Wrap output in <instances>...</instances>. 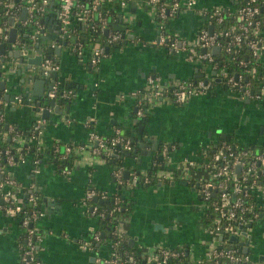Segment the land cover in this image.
Wrapping results in <instances>:
<instances>
[{"label": "crops", "instance_id": "obj_1", "mask_svg": "<svg viewBox=\"0 0 264 264\" xmlns=\"http://www.w3.org/2000/svg\"><path fill=\"white\" fill-rule=\"evenodd\" d=\"M33 1H25L12 23L18 28L16 37L27 33L20 22L29 15L27 3ZM237 3L238 0H198L194 8L170 17L166 30L189 40L193 47L204 20L200 10L217 6L233 10ZM58 9L59 0H51L41 17L45 33L37 43L39 46L26 54L18 51L16 56L14 52L20 45L14 43L11 47L10 40L3 42L7 76L0 79L6 83L0 86V94L5 99L12 100L14 94L24 95L27 91L32 99L31 104L0 106L7 124L31 128L41 116L45 119L43 144H56L62 151L66 144H73V165L62 171L55 160L43 161L34 171L36 165L31 163L30 156L26 161L9 166L19 184L27 188L35 182L40 189L41 215L34 225L43 232L38 244L41 264H95L97 258L112 255V242L104 240L95 245L89 238V233L99 226L98 214L92 212L94 206L86 197L90 188L107 197L119 194L131 201L130 209L121 215L118 229L144 262L156 264L154 255L160 246H182L194 261L206 257L211 248L220 245L221 237L206 222L208 208L198 184L209 178L206 163L211 149L223 140L233 139L239 146L256 150L264 144V94L260 99L242 98L239 91L227 89L222 80L219 81L225 66L214 69L209 63L193 62L183 53L170 52L159 43L163 32L155 8L144 0L118 6L119 18L110 28L124 25L127 37L118 46L105 44V53L98 64L92 63V56L101 41L86 43L72 33L69 38H63L59 30L57 32L58 22L52 25L53 14L57 18ZM55 34L61 43L54 40ZM79 41L83 42L81 47ZM56 46L61 50L50 53L49 50ZM39 49L44 57L49 55L60 64L59 76L53 77V82L66 83V89L71 90L69 97H57L62 102H57L54 108L49 107V117L43 116L48 105L42 103L39 113L40 108L35 109L34 104L39 100L36 93L47 92L51 83L45 76L36 80L27 72L30 66L38 67L32 61H38ZM16 57H25L24 64L21 65ZM150 75L159 76L165 86L201 76L213 79L214 85L183 103L166 96L149 95L144 115H140L139 98L134 91H146ZM147 114V119L142 120ZM118 129L139 137L135 140L134 154L122 156V165L113 159L118 154L115 149L95 150V144L88 143L92 131L110 137ZM155 141L156 148L153 147ZM162 143L169 145L170 152L169 156L160 158L163 165L157 171L154 156ZM161 155L162 152L159 157ZM120 167L121 178L116 176ZM134 175H137L136 181ZM2 179L1 176L0 181ZM18 195L27 197L22 189ZM251 202L256 215L245 222H253L252 226H245V231L252 233L249 253L256 264H264L261 257L264 255V194L254 190ZM237 235L240 240L247 239L242 231ZM25 240L26 229L21 220L0 211V264H25L22 260ZM256 246L261 251L254 253L252 248Z\"/></svg>", "mask_w": 264, "mask_h": 264}, {"label": "built area", "instance_id": "obj_2", "mask_svg": "<svg viewBox=\"0 0 264 264\" xmlns=\"http://www.w3.org/2000/svg\"><path fill=\"white\" fill-rule=\"evenodd\" d=\"M51 0H34L30 4L27 3L29 8V15L27 18H21V28L23 31H27L28 36H22L21 34L16 37V43L20 44V52L26 54L30 49H34L37 46L42 35L45 33L44 21L41 20L42 15L48 9V5ZM109 0H91L88 3L82 0H59V9L57 11V22L61 36L70 35L72 33L73 19L76 18L86 24L90 21L94 22V17L98 18V23L102 30L109 28L106 42L108 45H115L119 42H124L127 35L125 31L112 29L108 26V19L100 11L101 4ZM130 1L136 0H118L119 6H126ZM145 3L153 6L156 11V17L160 31H162L159 43L166 46V48L174 54H185L186 57L193 62L202 63L207 61L211 64L212 68L219 69L218 63L215 61L214 47H218V51L224 48L226 52L233 53L242 47L244 42H247V46L250 49L253 57L264 64V26L262 18H259V14L264 7V0H238L236 7L231 8L217 6L211 9H201L200 14L204 17V20H208L212 23L221 22L226 14L237 15L241 20L238 26H232L223 31L210 29L202 23V26L196 36L193 47L190 46V41L182 38L178 35L171 34L167 27V20L178 14L182 10L192 9L196 6L198 0H144ZM14 0H7L5 5L7 7L6 13L13 17L18 18V12L26 2L18 3ZM9 17V18H10ZM13 24L0 26V45L3 42H7L10 39V27ZM250 36L247 38V36ZM246 37V39H245ZM225 38L226 42L224 47L222 46L221 39ZM245 39V40H244ZM83 42L79 41L78 46H82ZM205 49V50H204ZM105 53L104 44L96 46L94 54L92 56V63L98 64L101 57ZM4 53L0 49V79L6 74ZM20 57H16L18 60ZM42 66L46 71H54L60 68V64L53 57L46 55L42 61ZM240 66L244 67L250 74H255V68H248V62L246 60L240 61ZM227 66L225 71L222 72V83L228 84L229 88L237 90L241 93L242 98L251 96L256 99H260L264 94V82L260 88L255 90L251 88L250 83H243L241 78L243 74L237 73L230 75ZM148 88L146 91L137 90L134 91V95L138 96V114L144 115L145 108L143 106L146 97L150 96H166L175 102L183 103L191 96L209 91L214 85V80L211 78L198 77L187 81H179L172 85L165 86L161 82V78L156 75L148 76ZM59 83H54L53 88L48 92L51 97H58ZM71 90L64 89L61 92L62 97H69ZM150 95V96H149ZM21 104L32 103L31 97H26L23 94H15L13 100L5 99L0 94V106L6 104ZM39 113H41L43 107H39ZM4 120L3 112L0 110V121ZM8 133L13 132L12 136L17 150H21L26 144V137L15 130L13 123L8 124ZM45 128V119L39 116L32 127L29 141L38 145L43 144L42 134ZM6 133V134H8ZM88 143L94 145L95 150L110 151L115 149L116 146L121 145L124 150H131L133 148V140L130 136L123 134L119 129L113 136L106 137L101 136L99 133L92 131L89 134ZM56 151H59L57 145ZM73 151V144H66L65 148L61 152V157H67L70 152ZM21 152V151H20ZM162 155L169 156L170 148L167 143L162 147ZM9 166L16 162H23L28 160V156L23 153L20 154V159L17 160L14 152L11 148L5 150ZM28 154V152H27ZM34 171L38 169L39 160L35 159ZM206 166L210 170V176L206 180L199 182V193L201 198L206 203L207 208H211L213 220L210 224V229L214 230L216 235L222 237L225 233L238 234L242 231L241 225L245 224L249 218L256 215V211L251 209V213L246 215V211L250 208V205L246 204L247 199L253 194V191L258 190L264 194V183L261 180V176H264V152L253 154L249 149L238 150L234 145L226 140H223L220 144H217L215 148L211 149L210 157L206 163ZM239 167V168H238ZM67 168V167H65ZM64 169V168H63ZM66 170V169H65ZM4 170L0 167V174ZM67 171V170H66ZM123 171L121 167L116 170V176L121 178ZM137 175H134L133 180L136 181ZM37 185L35 182H31L29 187H25L19 184L15 177L7 174L0 181V211H4L8 214L17 215L23 213L24 204L23 198H21L16 190H21L27 193V198L34 205L38 203V195L36 193ZM5 188H8L5 190ZM105 199L107 196L105 193L99 192L95 188H90L86 192V197L92 199L95 197ZM115 206L111 209L110 214H114L117 210H120V198L116 196L114 198ZM252 208V207H251ZM26 212L21 219L22 224L26 229V240L23 245L22 260L25 264H41V260L38 257V244L43 239V232L34 225V221L40 217L41 210L39 207H34L31 211ZM94 214L99 213L98 205H95L92 209ZM121 217L115 216V230L114 233L117 236V240L112 243L113 253L106 258H97L95 264H140L137 257L130 253L127 259L121 261V256L117 245L122 239H126L125 235L118 228L120 226ZM95 240L100 239V233L96 232L94 235ZM223 244L220 238V245ZM238 246L223 245L214 246L211 248L209 254L206 257L200 258L197 261L190 260L189 264H223V261H229L232 264H256V261L252 260L249 253L243 252L242 245ZM184 250L177 248H170L160 246L156 249L154 258L156 264H164L170 258H179L184 255ZM261 264V263H258Z\"/></svg>", "mask_w": 264, "mask_h": 264}, {"label": "trees", "instance_id": "obj_3", "mask_svg": "<svg viewBox=\"0 0 264 264\" xmlns=\"http://www.w3.org/2000/svg\"><path fill=\"white\" fill-rule=\"evenodd\" d=\"M6 1L7 0H0V26L6 25V24L8 25V23H9L10 15L6 13V9H7V7L5 5ZM14 1H17L16 4H18V3L23 4L26 0H14ZM82 1L85 3H88L91 0H82ZM118 6H119L118 0H109V2L105 1L104 3L101 4L100 11L102 10L104 15L107 17L109 27H111L112 24L114 22H116L119 18ZM259 18H262L263 23H264V7L262 8V10L259 14ZM95 22L98 23V18H96V16L94 17V22L90 21L88 24L74 18L73 24H72V35L73 34L79 35L80 39L86 43L96 42V41L100 40L101 44H104V45L107 44V42H106L107 34L105 33V30H102L100 28L99 24L94 25ZM240 22H241V20L239 19V17L237 15H233V14H226L224 16L223 21H221V22H216L214 20L212 23H209L208 20H206V19L204 20V23L207 26L212 25L213 28L215 30H218V31L226 30L227 28H230L232 26H238L240 24ZM263 26H264V24H263ZM70 36H71V34H70ZM70 36L67 35L65 37L69 38ZM249 37L250 36L248 35L247 38H249ZM245 39H246V37H245ZM221 42L224 43V44H222V46L224 47L226 39L222 38ZM121 44H122V42H119L115 45L118 46ZM214 55H215V61L218 63L219 67L227 66V68L229 70L228 72L230 75L237 74V73L243 74L241 81L243 83H250L251 88L257 90L260 88L261 84L264 82V64L260 61H257L253 57L250 49L247 46V42H244L242 44V47L238 48V50L236 52L228 53L225 51L224 48H221ZM241 60H246L248 62V68H252V67L255 68V74L254 75L250 74L249 71L244 69V67L240 66ZM203 63H207V61H204ZM222 84L224 85L225 88H227V89L229 88L228 84H226L225 82ZM65 88H68L67 84L60 82L59 86H58V97H61V92ZM63 100H66V99L64 98ZM143 106L146 109V103L145 102H144ZM147 117H148V114L146 116H144L142 118V120L145 121L147 119ZM13 124L15 126V130L22 133L27 138L26 142H25L26 145L21 150H17V146H15V142L12 138L14 131L13 132L10 131V133H8L9 127H8L7 122L5 120L0 121V167L4 170L2 172V175H1L3 178L7 174L12 175L11 172L9 171V163L7 160V155L5 154V150L7 148L12 149V152H14L17 160L20 159V154L23 153L24 155L26 154V157L28 156V158L30 156V161L33 164H34L35 159L39 160L38 165L41 164L45 160H52V161L55 160V162L59 165V168L61 171L65 167H69V168L72 167L74 159H75V154L73 151L70 152L67 157H65V158L61 157L60 154H61L62 150L59 147V151H56V147H57L56 144L38 145L34 142L32 143L29 141L30 134L32 132L31 131L32 127L31 128H22L17 123H13ZM6 133H8V134H6ZM123 134L130 136L132 138L133 148L131 150H129V152H132V154H134L133 152H134V149L136 146L135 136H131V133L129 131L123 132ZM226 141H228L229 143L234 145L238 150L249 149V150H251V152L253 154H258V153L264 152V144L261 145L258 150H256L255 148H251V147L239 146L236 144V142L233 139L227 138ZM160 146H161V148H160L159 152L154 156V159L156 162V166L154 167V169L157 171L163 165V160H161L159 157V154H160L162 147H163V143ZM115 150L119 155L117 154L116 157H114L113 159L116 162H118L120 165H122L121 164L122 163L121 162L122 156H124V154H126L128 151L125 152L126 150H124L121 145L116 146ZM27 152H28V154H27ZM149 176L152 177L153 174H149ZM261 180H262V182H264V176H261ZM31 181H34V180L31 179ZM15 191L17 193H19V190L15 189ZM0 192H1V189H0ZM36 193L38 195L37 205H34L33 203H31L29 198L22 196L23 204H24V211H31V209L34 207L40 208L42 198H41V193H40L39 187H37ZM116 196H118L120 198L121 208H120V210H117L114 214H110L111 209L115 206L114 198ZM246 204H248V206L250 205V208L246 211V215L248 214V216H249V214L251 213L250 212L251 209L254 210L253 212H255L256 209L253 207V203L251 202L250 197L247 199ZM91 205H93V206L98 205L99 213L97 216H98L99 226L96 230L91 231L89 233L90 240L95 245H97L100 242H103L104 240H108V241L114 243L118 239L116 234L114 233L115 223H116L115 222V216L121 217V215L125 211L129 210L131 207V201H129L128 198L123 197L122 195L110 194V196L106 197L103 202H100L98 200H95V198H92L91 199ZM210 209L211 208L209 207L207 210L208 212L206 214V222L207 223H211V221L213 220V216H212ZM24 211H23V213H19L15 216L21 220L26 213ZM96 232L100 233V239L99 240L94 239V235ZM103 232H105V236H103ZM231 235H232L231 233H225L221 237L223 244L219 245V248L222 247L223 245H232V244H234L235 246H238V244H239L238 242H234L230 239ZM240 245H239V247H240ZM117 248L120 251L119 254L121 256V259H120L121 261L127 259L128 255L130 253H133L137 257L138 263L149 264L148 262H144L143 258L141 256H139V254L137 253L134 246H132L127 239H122L119 242V244L117 245ZM176 248L179 250H184V252H185L184 255H182L179 258H170L164 264H189L190 263L189 254L186 253V250L184 249V247L178 246ZM241 250H243V249H241ZM223 264H232V263L229 261H223ZM240 264H246V263L242 262Z\"/></svg>", "mask_w": 264, "mask_h": 264}, {"label": "water", "instance_id": "obj_4", "mask_svg": "<svg viewBox=\"0 0 264 264\" xmlns=\"http://www.w3.org/2000/svg\"><path fill=\"white\" fill-rule=\"evenodd\" d=\"M24 10H26V8H25ZM24 17H25V16H24ZM56 19H57V18H56V15L53 14L52 25H54L55 22H57ZM13 22H14V18L11 17V18H10V23L12 24ZM114 29H116V30H121V31H125L126 27H125L124 25H122V24H117V26H115ZM210 29H211V31H212V29H213V26H212V25H210ZM58 30H59V29H57V32H58ZM17 31H18V28H17V27H15V26H12V27H11V34H10V35H11V37H10L11 47H13L14 43H16V39H15V38H16V32H17ZM105 32H106V34H108V32H109V28H107V29L105 30ZM58 33H59V32H58ZM25 36H28V33H26ZM55 36H56V38H54V40H57L58 43H61V39L58 37V35L55 34ZM129 36H130V35H129ZM19 45H20V44H19ZM5 46H6L5 43L1 44V46H0L1 51H4V50H5ZM37 46H39V45L37 44ZM37 46H36V47H37ZM55 49H58V50H55ZM59 49L61 50V48H59L58 46H56V47L51 48V49L49 50V52H50V53H53V52H59ZM216 49H218L217 46L213 48V51L215 52ZM204 50H205V49H204ZM18 51L20 52V49H19V50H16V51L14 52V53L16 54V56H18ZM42 53H43L42 49H39V55H38V58H39V59H38V61H35V60L32 61L33 63H36V64L38 65V67H36V68H32V67L30 66V71H27V72H28V74H30L31 77H36V80H40L43 76H45L46 80H49L50 83H51V84L49 85V90H48L47 92L36 93V95L38 96L39 100H38L37 102H35V104H34L35 109H37L38 107L42 106V105H43L42 103H45L46 105H48V107H46V108L43 110V116H44V117H49V116H50V112H51L50 108H54L57 102H59V103L62 102V99H58L57 97H51V96L48 95V92L53 88V85H54V82H53L52 78H53V77L56 78V77L59 76V70H54V71H48V72H47L46 69L42 66V61H43V58H44V56H43ZM30 59H31V58H29V61H30ZM25 60H26L25 57H20V58L18 59V62L21 63V65H23L24 62H25ZM214 73H216V71H215ZM219 79H220V78H219ZM221 80H222V78H221L219 81H221ZM5 84H6V83H5L4 80H1V81H0V86H1V87H4ZM24 95H25L26 97H30V96H31V94H30L29 91L24 92ZM14 97H15V94L11 97V99L13 100ZM49 107H50V108H49ZM59 112H60V110H59ZM140 132H141V133L143 132L142 129L140 130ZM225 136H226V135H225ZM136 140L138 141V140H139V137L136 138ZM140 141H142V139H141ZM154 143H155V144H153V147L156 148V147H157V142L155 141ZM140 145L142 146L143 143L141 142ZM126 154H127V155H130L131 152H127ZM162 156H163V155H161L160 158H162ZM238 168H239V167H238ZM126 174H128V170H126ZM0 177H1V174H0ZM95 200H98V201H100V202H103V201H104V199H101V198H99V197H95ZM252 223H253V222H248V223H245V224H242V225H241L242 232L244 233V235H245L246 238H247L246 240H240V239H239V235H237V234H232L231 237H230V239H231L232 241H234V242H238L239 244H241V245L243 246V252H245V253H247V252L249 251V248H250V242H251V239H252V238H251V237H252V233H249V232L245 231V226H247V225L252 226ZM103 236H105V232H103ZM261 257H262V259H264V255L261 256Z\"/></svg>", "mask_w": 264, "mask_h": 264}, {"label": "rangeland", "instance_id": "obj_5", "mask_svg": "<svg viewBox=\"0 0 264 264\" xmlns=\"http://www.w3.org/2000/svg\"><path fill=\"white\" fill-rule=\"evenodd\" d=\"M256 247H257V246H256ZM256 247H253V248H252V250L254 251V253H255L256 250H257V251H261L260 248H258V247L256 248Z\"/></svg>", "mask_w": 264, "mask_h": 264}]
</instances>
